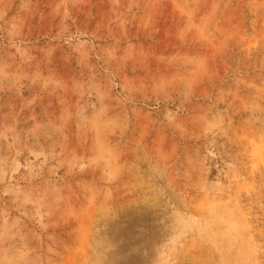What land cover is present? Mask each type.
<instances>
[{
	"label": "rangeland",
	"instance_id": "374dc122",
	"mask_svg": "<svg viewBox=\"0 0 264 264\" xmlns=\"http://www.w3.org/2000/svg\"><path fill=\"white\" fill-rule=\"evenodd\" d=\"M0 264H264V0H0Z\"/></svg>",
	"mask_w": 264,
	"mask_h": 264
}]
</instances>
